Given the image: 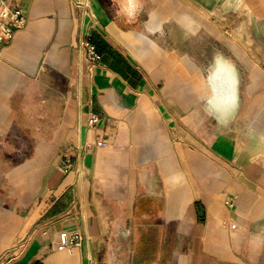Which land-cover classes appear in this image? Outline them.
<instances>
[{
    "label": "crops",
    "instance_id": "obj_1",
    "mask_svg": "<svg viewBox=\"0 0 264 264\" xmlns=\"http://www.w3.org/2000/svg\"><path fill=\"white\" fill-rule=\"evenodd\" d=\"M221 1L91 0V76L73 0H9L0 264H264V0Z\"/></svg>",
    "mask_w": 264,
    "mask_h": 264
},
{
    "label": "built area",
    "instance_id": "obj_2",
    "mask_svg": "<svg viewBox=\"0 0 264 264\" xmlns=\"http://www.w3.org/2000/svg\"><path fill=\"white\" fill-rule=\"evenodd\" d=\"M73 1L81 12V23L84 27V31H82L80 35L78 49L81 56L88 61L89 72L92 76L95 69L101 63V56L98 53L97 47L92 42L90 33L91 30L97 27L96 16L92 8L91 0ZM27 22V16L19 4L15 2L11 3L9 0H0V43L4 45L9 44L15 33L26 27ZM99 121V117L96 114H92L89 119V127L92 128L97 126ZM71 167V163H66L67 170ZM85 241H88V238H86L80 230L63 231L60 233L56 249L59 251H71L76 247L83 246ZM87 258L89 264H91L93 262L91 254H88Z\"/></svg>",
    "mask_w": 264,
    "mask_h": 264
},
{
    "label": "bare ground",
    "instance_id": "obj_3",
    "mask_svg": "<svg viewBox=\"0 0 264 264\" xmlns=\"http://www.w3.org/2000/svg\"><path fill=\"white\" fill-rule=\"evenodd\" d=\"M216 53H218L217 55H216V61H217V64L219 65V70H220V72H224V71H226V70H230V71H234V69H233V67L228 63V60L219 52V51H216ZM215 53V54H216ZM214 69V68H213ZM228 71H227V73H228ZM219 74H221V73H219ZM222 74H224V73H222ZM226 75V74H225ZM217 76H218V74H217ZM232 79V78H231ZM212 83H213V81H212ZM237 84V83H236ZM233 85V84H232ZM231 85V86H232ZM234 87V86H233ZM232 87V88H233ZM209 88H211V87H209ZM236 92V91H235ZM234 93V92H233ZM211 98V97H210ZM234 98H235V101H236V105L235 106H237L238 105V102H239V97H238V94L237 93H235L234 94ZM210 101L212 102V104L214 105V108H216L215 110L217 111V113L218 114H220V118H221V122H223V123H227L232 117H234V115H235V112H236V107H235V109H231V111L228 109V111L229 112H227V110L226 109H224V107L226 106V108L228 107V106H230V105H228V104H223V106L222 105H216L215 104V102L213 101V98H211L210 99ZM211 102H210V104H211ZM220 103V102H219ZM234 103H232L231 105H232V108L234 107V105H233ZM228 105V106H227ZM213 108V107H212ZM225 125V124H224Z\"/></svg>",
    "mask_w": 264,
    "mask_h": 264
},
{
    "label": "rangeland",
    "instance_id": "obj_4",
    "mask_svg": "<svg viewBox=\"0 0 264 264\" xmlns=\"http://www.w3.org/2000/svg\"><path fill=\"white\" fill-rule=\"evenodd\" d=\"M235 2V0H222L221 1V5L224 6L225 8L223 9V12H228V13H231L232 11H234L235 9L233 8V3ZM242 3L243 1L241 0L240 4L238 6H242ZM225 10V11H224ZM227 13V14H228ZM231 15V14H230ZM223 17L225 18H228V20H233L232 18H230L229 15H224ZM243 16H240V20L242 19ZM230 22V21H229ZM261 38H262V41H263V44H264V31L261 32ZM261 52L264 54V47L263 49L261 48ZM216 53V52H215ZM221 53V52H220ZM218 53H216L215 55H217ZM234 69V73L237 72L234 64L228 62Z\"/></svg>",
    "mask_w": 264,
    "mask_h": 264
}]
</instances>
